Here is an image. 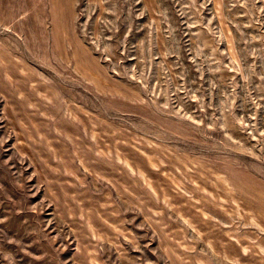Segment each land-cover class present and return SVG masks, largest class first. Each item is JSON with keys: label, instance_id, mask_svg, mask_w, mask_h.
I'll list each match as a JSON object with an SVG mask.
<instances>
[{"label": "rangeland", "instance_id": "rangeland-1", "mask_svg": "<svg viewBox=\"0 0 264 264\" xmlns=\"http://www.w3.org/2000/svg\"><path fill=\"white\" fill-rule=\"evenodd\" d=\"M0 264H264V0H0Z\"/></svg>", "mask_w": 264, "mask_h": 264}]
</instances>
